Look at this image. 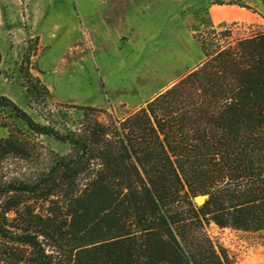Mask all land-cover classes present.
Wrapping results in <instances>:
<instances>
[{
    "label": "trees",
    "instance_id": "obj_1",
    "mask_svg": "<svg viewBox=\"0 0 264 264\" xmlns=\"http://www.w3.org/2000/svg\"><path fill=\"white\" fill-rule=\"evenodd\" d=\"M227 29L193 34L203 60L122 118L81 107L60 131L0 95L29 130L70 146L18 178L5 159L33 149L3 123L0 264H237L206 227L264 229V28L222 44Z\"/></svg>",
    "mask_w": 264,
    "mask_h": 264
},
{
    "label": "rangeland",
    "instance_id": "obj_2",
    "mask_svg": "<svg viewBox=\"0 0 264 264\" xmlns=\"http://www.w3.org/2000/svg\"><path fill=\"white\" fill-rule=\"evenodd\" d=\"M211 26L229 28L216 36L222 44L261 30L264 0H0V95L60 131L78 124L81 107L122 118L203 60L193 34ZM4 122L19 128L33 149L28 159H5L13 176L34 175L54 154L70 150L0 107V137L7 135ZM206 229L237 264H264V229L212 222Z\"/></svg>",
    "mask_w": 264,
    "mask_h": 264
},
{
    "label": "water",
    "instance_id": "obj_3",
    "mask_svg": "<svg viewBox=\"0 0 264 264\" xmlns=\"http://www.w3.org/2000/svg\"><path fill=\"white\" fill-rule=\"evenodd\" d=\"M204 199H205V195H203V194H197V195H195V196L193 197V200H194V202H195L197 205L202 204L203 201H204Z\"/></svg>",
    "mask_w": 264,
    "mask_h": 264
},
{
    "label": "crops",
    "instance_id": "obj_4",
    "mask_svg": "<svg viewBox=\"0 0 264 264\" xmlns=\"http://www.w3.org/2000/svg\"><path fill=\"white\" fill-rule=\"evenodd\" d=\"M241 8H243V7H241Z\"/></svg>",
    "mask_w": 264,
    "mask_h": 264
}]
</instances>
